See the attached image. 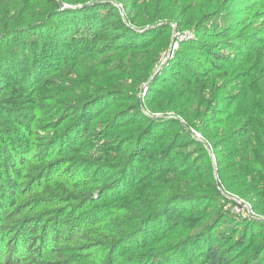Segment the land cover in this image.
Segmentation results:
<instances>
[{
    "label": "trees",
    "instance_id": "1",
    "mask_svg": "<svg viewBox=\"0 0 264 264\" xmlns=\"http://www.w3.org/2000/svg\"><path fill=\"white\" fill-rule=\"evenodd\" d=\"M262 219L264 0H0V264H264Z\"/></svg>",
    "mask_w": 264,
    "mask_h": 264
},
{
    "label": "rangeland",
    "instance_id": "2",
    "mask_svg": "<svg viewBox=\"0 0 264 264\" xmlns=\"http://www.w3.org/2000/svg\"><path fill=\"white\" fill-rule=\"evenodd\" d=\"M182 40L183 39H190V36L188 35V34H185V35H182L181 37H180ZM169 56H170V54H169ZM225 196L226 197H228V198H230L228 195H226L225 194ZM239 203L243 206V207H245V211L244 212H236V210L235 211H231L230 209V211H231V213H233V214H236L237 216H242V217H248V215H250L251 214V211H250V208H249V206L248 205H246V204H244V203H242L241 201H239Z\"/></svg>",
    "mask_w": 264,
    "mask_h": 264
},
{
    "label": "built area",
    "instance_id": "3",
    "mask_svg": "<svg viewBox=\"0 0 264 264\" xmlns=\"http://www.w3.org/2000/svg\"><path fill=\"white\" fill-rule=\"evenodd\" d=\"M190 36V35H189ZM191 37V36H190ZM181 39V38H180ZM177 47V43H173V45H172V52H173V50L175 49ZM172 52H171V54H172ZM170 54V55H171ZM168 57H169V55H168ZM196 137V136H195ZM197 139H199L198 137H196ZM226 198H228V197H226ZM229 199H231L232 201H235L236 202V204H235V206H230V205H228V208H231V211H235L236 210V212H244L245 211V207H243L240 203H239V201H237V200H235V199H232V198H229ZM248 216H251V214L250 215H248Z\"/></svg>",
    "mask_w": 264,
    "mask_h": 264
},
{
    "label": "water",
    "instance_id": "4",
    "mask_svg": "<svg viewBox=\"0 0 264 264\" xmlns=\"http://www.w3.org/2000/svg\"><path fill=\"white\" fill-rule=\"evenodd\" d=\"M171 52H172V45H171V47L169 48V50L167 51V55L171 54ZM167 58H168V57H167ZM167 58H166V59H167ZM166 59L161 63V65L159 66L158 70L164 65V63L166 62ZM158 70H156V71L153 73V75L151 76V78L149 79V81L153 78V76L157 73ZM149 81H148V82H149ZM138 105H139V107L141 108L140 100H138ZM217 188L220 189L219 184H217ZM262 220H264V219H262Z\"/></svg>",
    "mask_w": 264,
    "mask_h": 264
}]
</instances>
